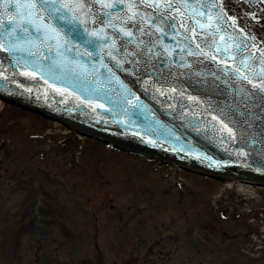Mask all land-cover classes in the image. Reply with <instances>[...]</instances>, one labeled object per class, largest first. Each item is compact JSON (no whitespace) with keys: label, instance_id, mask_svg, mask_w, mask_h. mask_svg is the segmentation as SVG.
Listing matches in <instances>:
<instances>
[{"label":"water","instance_id":"obj_1","mask_svg":"<svg viewBox=\"0 0 264 264\" xmlns=\"http://www.w3.org/2000/svg\"><path fill=\"white\" fill-rule=\"evenodd\" d=\"M0 97L264 184V0H0Z\"/></svg>","mask_w":264,"mask_h":264},{"label":"rangeland","instance_id":"obj_2","mask_svg":"<svg viewBox=\"0 0 264 264\" xmlns=\"http://www.w3.org/2000/svg\"><path fill=\"white\" fill-rule=\"evenodd\" d=\"M253 190L121 153L59 120L0 103V264H169L166 250L177 244L166 237L177 231L186 252L197 234L206 248L190 264H247L231 243L244 239L249 223L264 224V189ZM211 235L229 255L209 253ZM252 259L264 264V247Z\"/></svg>","mask_w":264,"mask_h":264},{"label":"bare ground","instance_id":"obj_3","mask_svg":"<svg viewBox=\"0 0 264 264\" xmlns=\"http://www.w3.org/2000/svg\"><path fill=\"white\" fill-rule=\"evenodd\" d=\"M1 102L2 100L0 99V103ZM228 179H229V182L225 183L226 186H237L239 187L240 190H242V192L246 194H252L254 192L253 182L248 181V180L238 179V178L236 179L233 177H229Z\"/></svg>","mask_w":264,"mask_h":264},{"label":"trees","instance_id":"obj_4","mask_svg":"<svg viewBox=\"0 0 264 264\" xmlns=\"http://www.w3.org/2000/svg\"><path fill=\"white\" fill-rule=\"evenodd\" d=\"M17 224V223H16ZM16 227V225H14Z\"/></svg>","mask_w":264,"mask_h":264}]
</instances>
